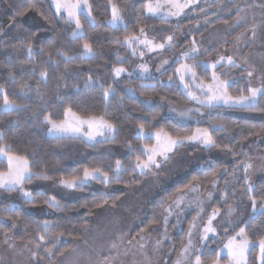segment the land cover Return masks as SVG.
I'll return each mask as SVG.
<instances>
[{"label":"trees","instance_id":"1","mask_svg":"<svg viewBox=\"0 0 264 264\" xmlns=\"http://www.w3.org/2000/svg\"><path fill=\"white\" fill-rule=\"evenodd\" d=\"M88 1L96 23L91 24L82 13L80 21L84 34L79 39H73L71 33L75 25L69 23L64 14L56 12L52 0H0V88L6 90L10 100L23 106L13 111L0 108V134L3 135L0 145H10L11 152L26 155L34 172L45 171L50 177L47 180L33 178L25 182L32 190L34 201L23 198L18 189H5L7 197L0 201V215L19 224L14 238L33 245L41 259L47 256L46 249L54 250L52 259L69 251L74 241L82 237L85 226L99 209L117 207L126 191L143 180L145 174L133 171V165L137 155L141 159L145 158L139 146L154 144L155 141L137 139L138 124H144L151 131L163 129L174 136L190 135L198 127L194 123H180L163 112V102L181 108L193 104L177 79L175 68L178 64L162 72L158 79L147 83L151 87H141L139 77L116 79L113 73L114 68L128 66L137 59L123 43H116L117 39L122 41L132 33L138 35L139 28L144 27L147 34L163 42L165 37L177 32L190 20L177 25L174 21L153 16L147 12L148 0H111L119 7L124 21L123 25L113 27L109 23L110 0ZM29 15L36 16L42 25L30 23L27 20ZM228 19L219 18L214 24ZM85 41L92 44L94 56L68 62L57 55L60 52L79 57L83 53ZM28 44L32 47L31 57L25 47ZM49 53L52 54L51 63ZM119 56H127L128 59L120 61ZM196 67L201 79L209 81L210 70L200 63H196ZM41 72H47L46 82L40 78ZM232 72L234 68L230 70ZM238 74L240 78L231 84L229 92L232 95H247L250 86L242 76L245 71H239ZM89 76L100 83L85 87ZM169 77H172V81L165 83ZM101 83L105 87L112 85L115 93L105 98ZM126 85L134 86L138 95L127 94ZM146 100L150 103L146 104ZM2 104L3 94H0ZM68 107L82 116H103L114 122L119 129L115 141L88 143L81 138L50 136L44 117L51 114L53 120L61 121ZM205 110L204 121L199 126L209 128L211 123L227 126L226 130L213 131L212 134L220 145L214 148L228 152L229 161L213 159L209 165L191 170L182 180L159 193L149 202L142 222L133 230L132 237L151 234L161 226L167 207L190 186L198 184L201 191L206 193L212 182L220 179L218 188L223 189L228 176L246 155L250 141L264 134V97H259L255 109L217 106ZM125 141L131 142L136 148L135 153L126 146ZM116 160H120L127 169L121 172L120 180L109 183L92 181L74 189L73 197H68L69 190L58 183L60 179L81 176L84 168L101 167L104 171H110V168L115 167ZM6 170L7 162L0 157V171ZM110 175L114 173L110 172ZM53 194L60 207H51L52 215L39 216L28 211L30 207L48 205L44 201ZM252 195L257 197L259 205L260 197L264 196V175L256 181ZM11 198L19 204L11 207ZM217 200L212 206H219ZM192 216L193 212L186 217L183 228L174 233L175 254L180 253L185 246ZM45 221L52 225L47 231L42 227ZM245 228L250 240L254 243L259 241L264 236V216L257 214L254 218H247ZM12 231L11 223L0 221V250ZM233 233L211 237L206 242L201 253L204 264H211L226 237ZM39 234L45 235V241L38 239ZM59 236L65 241L57 244ZM258 254V246L253 245L248 263L259 264ZM226 260L227 256L221 255V262Z\"/></svg>","mask_w":264,"mask_h":264},{"label":"rangeland","instance_id":"2","mask_svg":"<svg viewBox=\"0 0 264 264\" xmlns=\"http://www.w3.org/2000/svg\"><path fill=\"white\" fill-rule=\"evenodd\" d=\"M180 2L185 3L186 0H180ZM153 3H155V0H153ZM52 4L55 7L54 0H52ZM112 4L115 3L112 1L111 7ZM261 5H264V0H191L178 17L167 19L174 21L177 25L190 20L187 25H183L177 32L172 34L174 37L172 47L148 51L134 45L137 48V54L135 55L137 59L133 60L128 66H118L126 68L133 75L129 77L127 74H121L116 79L122 77L140 78L138 65L147 64L153 79L147 80L145 83H150L151 80L158 79L162 72L167 71L173 65L178 64L177 67H179L177 61L182 53L192 48L193 41H195L199 54L187 61L180 60V63H200L204 66L216 63L221 57L232 56L240 66L232 67L226 63L223 66L218 65L215 71L220 78L234 83L240 78L238 72L245 71L242 76L246 79L250 88L261 87V85H264V7H261ZM167 10V8L163 9V11ZM62 14L66 16L65 13ZM219 18L229 19L214 24ZM27 20L34 25H42V22L34 15H29ZM123 24L124 21L118 26ZM253 32H255V37H253ZM147 37L160 43L149 34H147ZM140 52L144 53L142 58L139 55ZM127 59V56H119L120 61ZM165 60L168 61L167 64H163ZM162 64L163 67H161ZM158 68L160 71H157ZM232 68H234V72L230 73ZM209 70L211 75L212 69L209 68ZM196 71L200 76L197 67ZM248 72H252L253 75L249 77ZM232 74L234 76H231ZM202 80L210 82V80ZM164 82L170 83L169 80ZM188 83H191V81H188ZM181 86L183 88L182 84ZM129 89L134 91H129ZM183 90L185 91L184 88ZM192 91L199 95L195 88H192ZM125 92L132 96L138 95L137 89L132 85H126ZM258 100L259 97L257 103ZM162 104L165 115L180 123H194L200 128H206L199 126L204 121L206 110L195 102L188 108H181L166 102ZM198 107L202 115L193 112L188 117L182 118L177 114L179 111ZM173 108L177 111L170 110ZM197 121H200V123H197ZM50 127L51 125L48 124V134L56 137L50 133ZM84 131H88L86 126ZM100 140L101 138L97 137V141ZM216 158L229 161L230 156L228 152L215 148L207 149L198 144L186 143L178 146L174 153L170 154V158L163 161L159 168L145 171L143 180L126 191L117 207L107 206L99 209L85 226L82 237L74 241L69 251L56 259H52L54 258V250H52L51 257L47 253V256L41 259L33 245L17 241L14 235L19 229V224L13 223L7 217L0 215V221L14 225L13 231L0 250V264H177V260L180 258L184 247L188 245L189 240H191L190 251L187 259L182 261V264H194L195 256H201L204 245L211 237H220L234 231L233 234L226 237L223 242L226 243L227 239L235 235L240 227H245L247 218L254 217L247 184L250 183L254 190L256 181L264 175V134L250 141L246 155L236 170L228 176L223 184V189L218 188L220 179H216L215 185L212 183L206 193L201 191L198 184H194L177 195L167 207V209L171 208V212L166 209L163 224L154 229L151 234L143 233L138 238H134L132 232L141 224L143 214L152 199L182 180L191 170L204 168ZM247 164H251L252 167L245 173L242 166ZM63 187L69 190L68 197L74 196V189ZM17 189L25 198L23 192L19 188ZM24 190L32 192L25 184ZM53 191H55L54 188ZM209 192H211V196L208 195ZM53 196L55 197L54 194L51 197ZM6 197L5 189L0 188V201ZM217 198L219 206H212ZM178 199L181 200V203L179 207H176L174 202ZM10 201L11 207L19 204L14 198H11ZM230 207L234 209L231 216L228 215ZM257 207H259L258 203ZM28 211L39 216L53 214V210L49 205L39 208L30 207ZM214 211L219 212L212 220V226L216 229V234L209 233L208 239H202L204 227L207 226V222ZM192 212L193 216L185 246L180 253L175 254L173 248L174 233L183 228L186 217ZM62 241H65L62 236L56 239L57 244ZM113 244H116L115 248L112 247ZM252 246L249 247L247 261ZM221 255L226 256V253ZM221 264H228V260L221 262Z\"/></svg>","mask_w":264,"mask_h":264},{"label":"snow or ice","instance_id":"3","mask_svg":"<svg viewBox=\"0 0 264 264\" xmlns=\"http://www.w3.org/2000/svg\"><path fill=\"white\" fill-rule=\"evenodd\" d=\"M191 0H186L185 3H181L180 0H149L147 4V12L153 16H160L162 19L167 20L169 17H178L184 9L188 6ZM55 10L57 13H65V18L69 23L75 25V30L72 31L71 35L73 39H79L83 34V25L80 21V15L83 13L88 19L89 22L95 25V17L92 16L91 6L88 4V0H54ZM111 3V0H110ZM264 7V5H261ZM167 8V11L163 9ZM22 15V13H21ZM123 22V16L121 15L120 9L112 4L111 7V20L109 23L116 27ZM239 23V21H238ZM139 34L132 33L123 38V40L117 39L116 43H123L128 47L133 55L137 54V48L134 45L141 48L147 49L148 51L163 50L166 47H172V42L174 37L168 35L164 38L163 42H155L153 39L147 37V33L144 27L139 28ZM253 37H255V32H253ZM26 51L31 57L32 47L30 44L26 45ZM83 53L79 57L69 56L66 53L58 52L57 55L65 61L71 62L75 59H86L95 55L93 51V46L91 43L85 41L82 45ZM43 51V49H41ZM199 54V49L193 41V46L188 51L182 53L181 57L177 61L179 67L175 68V73L179 82L183 85V88L186 91V95L190 100L200 105L203 108H214L220 105H226L229 107H243L255 109L257 107V98L264 97V85L261 87H251L248 89V94L245 95L241 93L240 95H232L229 92V88L233 83L230 80L221 79L217 74L215 69L218 65L223 66V64H228L232 67H239L236 60L232 56L221 57L216 63L210 65L206 64L204 67L206 69H212L210 75V82L204 81L200 78L196 71V64H189L187 62L180 63V60L187 61L193 59L196 55ZM49 62H52V54L49 53ZM139 55L141 58L144 53L140 52ZM168 61H163V64H167ZM246 63V61H245ZM163 64L161 67H163ZM58 66V65H57ZM135 71V70H134ZM157 71H160L158 68ZM114 78H119L121 74H127L129 77L133 75L132 72H128L126 68L116 67L113 69ZM138 74L142 81L141 87H151L145 83V81L153 79L151 71L147 64L138 65ZM40 78L45 80L48 76L47 72L39 73ZM252 72H248V76L251 77ZM172 81V77H169V82ZM191 81V83H188ZM100 83L99 81H94L91 76L85 81V87L90 85ZM103 89V94L105 98L109 95L115 93V88L112 85L105 87L102 83L100 84ZM27 87V86H24ZM192 88H195L199 95L196 92L192 91ZM129 91H134L129 89ZM0 94H3V104L0 105L4 111H13L19 110L21 105L10 100L6 90L0 88ZM62 99V98H60ZM146 104L150 103L149 100L145 101ZM171 111H177L176 109H170ZM201 114L200 108H189L186 111H179L177 114L184 118L188 117L191 113ZM64 119L57 122L51 118V114L44 117V121L51 125L49 131L57 138H81L86 139V142L93 143L97 141V137H100L104 141H115L116 133L119 131L117 125L109 120L104 119L103 116H88L81 117L79 114L73 112L71 107H68L64 111ZM200 123V121H197ZM85 126L88 131H84ZM227 126L222 123H211L209 128H200L197 127L190 135H173L170 132H167L163 129L160 130H147L144 124L137 125V139L143 140H154V144H142L139 146L140 153L145 157L141 159L139 155L136 157V161L133 165V171L138 170L140 174H143L145 171L152 168H159L163 161H167L170 158V154L174 153L175 149L178 146L184 145L186 143L203 145L207 149L214 147H219L216 138L213 136V131L226 130ZM3 139V135L0 134V140ZM126 146L132 150L133 153L136 152V148L133 147L130 141H125ZM10 145H0V157H3L7 162V171H0V188L7 189L9 191L19 188L24 197L29 201H34L35 197L32 192L24 190L25 182H30L33 178L39 179H50L45 171L34 172L30 167L29 159L26 155L15 154L10 151ZM252 167L251 164L243 165V171L247 173L248 169ZM122 162L120 160L115 161V167L110 168V171H104L101 167H92L84 168L81 176H76L71 179H60L58 183L65 186L69 189H76L82 187L91 181L100 180L104 183H109L112 180H120L121 172L126 171ZM225 171H227L225 169ZM114 173V175H110ZM214 185L216 181L212 182ZM195 190V189H190ZM247 191L250 194L249 198L251 200V207L254 213L264 216V196L259 199V207H257V197L252 195L253 189L250 183L247 184ZM211 196V192L208 193ZM44 203L48 204L49 207L59 208L60 204L56 198L49 197ZM176 207H179L181 200L178 199L174 202ZM168 212H171V208L167 209ZM234 209L231 207L228 209V215L231 216ZM219 214L218 211H214L212 216L207 222V226L204 227V236L202 239H208V234H216V229L212 226V220ZM253 217V218H254ZM14 226V225H13ZM42 227L47 231L52 225L45 221L42 224ZM239 238V239H238ZM38 239L43 242L45 241V235L39 234ZM159 243V241H157ZM250 245H254V242L250 240L246 235V228L240 227L239 231L235 235L229 237L226 243H223L219 252L216 254L214 260L211 261V264H221V254L226 253L228 264H248L247 253L249 251ZM255 246L259 248V264H264V236H262L258 242H255ZM113 248L116 247V244L112 245ZM143 247V246H141ZM191 247V240H189L188 245H186L181 253L180 258L177 260V264H182V261L187 259L188 253ZM48 255L51 257L52 250L46 249ZM35 255V254H34ZM194 264H204L201 256L196 255L194 259Z\"/></svg>","mask_w":264,"mask_h":264}]
</instances>
